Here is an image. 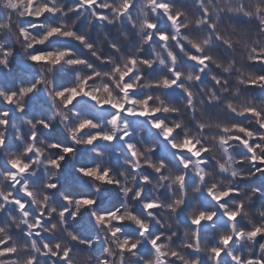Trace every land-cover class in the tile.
<instances>
[{
	"label": "clouds",
	"instance_id": "obj_1",
	"mask_svg": "<svg viewBox=\"0 0 264 264\" xmlns=\"http://www.w3.org/2000/svg\"><path fill=\"white\" fill-rule=\"evenodd\" d=\"M261 77L264 0H0V264H264Z\"/></svg>",
	"mask_w": 264,
	"mask_h": 264
},
{
	"label": "trees",
	"instance_id": "obj_2",
	"mask_svg": "<svg viewBox=\"0 0 264 264\" xmlns=\"http://www.w3.org/2000/svg\"><path fill=\"white\" fill-rule=\"evenodd\" d=\"M18 60L22 59L21 57H17ZM30 108H31V114L32 115H35L37 111H39V109L36 107L35 104L33 105H30ZM50 139H59V140H63V137L61 135V133L59 132L58 129H54L51 133H45ZM83 151V150H82ZM64 177H65V180H69V179H72L74 180L75 179V174L72 170V165L69 163L66 165L65 167V171L63 173ZM255 183H261V182H264V181H261L259 178L254 181ZM112 194V193H110ZM117 201H118V197H117Z\"/></svg>",
	"mask_w": 264,
	"mask_h": 264
},
{
	"label": "snow or ice",
	"instance_id": "obj_3",
	"mask_svg": "<svg viewBox=\"0 0 264 264\" xmlns=\"http://www.w3.org/2000/svg\"><path fill=\"white\" fill-rule=\"evenodd\" d=\"M42 55H51V53H41ZM33 59H36V57L34 56L33 57ZM261 79H264V77H261ZM74 91V90H73ZM64 93L63 92H60V93H58V95H63ZM89 142H91V141H89ZM65 151L66 152H70V151H72V149H70V148H66L65 149ZM81 171H84L83 169H81ZM93 171L94 170H87V171H85V175H89V174H92L93 173ZM54 187V186H53ZM83 203H85V204H91L92 203V201L90 200V199H83V201H82ZM104 217L103 216H101V217H99V219H103Z\"/></svg>",
	"mask_w": 264,
	"mask_h": 264
}]
</instances>
